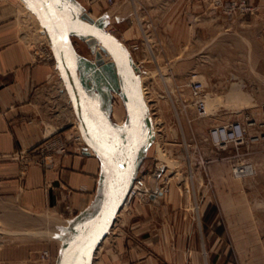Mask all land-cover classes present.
I'll use <instances>...</instances> for the list:
<instances>
[{
	"label": "crops",
	"instance_id": "crops-1",
	"mask_svg": "<svg viewBox=\"0 0 264 264\" xmlns=\"http://www.w3.org/2000/svg\"><path fill=\"white\" fill-rule=\"evenodd\" d=\"M251 2L254 9L243 14L207 0L177 1L154 18L150 32L138 25L114 35L128 46L136 64L153 63L162 80L201 72L208 79L213 76L212 88L219 96L233 97L234 105L264 104V0ZM27 12L22 0H0V196L30 212L84 213L95 207L86 223L102 202L103 162L93 150L65 155L51 169L24 163L28 151L52 132L51 123L44 119V100L57 72L56 63L35 59V48L42 45L34 40L30 24L23 22V14L30 22ZM43 43L42 48L48 47ZM155 202L136 205L135 218L115 221L111 230L120 231L105 245L104 260L111 264H220L221 253L215 248L220 236L210 247L212 234L205 231L207 223L202 218L189 216L182 201H173L175 211L161 222L153 212ZM2 220L12 233L62 232L49 218L39 221L26 216L25 229L6 217ZM65 248L64 244L58 250L54 262L37 263L31 244L12 243L0 248V264H59ZM95 258L97 251L92 264H97ZM248 263L257 264L256 260Z\"/></svg>",
	"mask_w": 264,
	"mask_h": 264
},
{
	"label": "rangeland",
	"instance_id": "rangeland-1",
	"mask_svg": "<svg viewBox=\"0 0 264 264\" xmlns=\"http://www.w3.org/2000/svg\"><path fill=\"white\" fill-rule=\"evenodd\" d=\"M68 1L78 13L90 14L97 24L102 23L108 31L121 36L122 29L137 28L138 25H142L144 31L150 32L154 18L166 13L162 9L169 11L177 1L194 3L200 0H117L115 4L97 3L93 0ZM207 1L221 4V8L238 9L243 14H248L254 9L251 0ZM27 19L23 14V22L30 24L34 40H38L39 46L43 47V42L47 44L48 41L43 40L38 23L32 19L29 22ZM144 39L141 37V41ZM74 45L80 59L79 71L93 84L88 91L104 96L106 101L103 110L110 116L114 126L120 122L128 125L126 103L117 81L109 77L103 78L97 73L96 70L104 63H96V51L92 50L85 38L75 37ZM97 46L105 53L100 45ZM125 46L128 49V46ZM42 47L35 48V59L45 56V48ZM139 67L150 127L155 128L156 136L153 142L148 143L146 151L139 154L135 172L138 168L150 186L164 187V194L160 193L155 202L153 212L156 218L166 222L175 211L172 202L182 201L183 210L189 216L202 218L207 223L204 226L205 231L212 234L209 238L210 247L215 244L216 237L220 236L215 246L221 253L218 257L220 264H228L230 260H233L234 264H249L250 260L264 264V104L249 106L242 103V107L234 105L233 97L219 96L212 88L216 83L213 76L208 79L207 75L201 72L195 71L182 79L170 75V79L162 80L153 63ZM241 67L244 70L245 66ZM169 73L171 74V71ZM59 77L57 69L56 76L49 84V94L44 100L43 115L44 119L51 123L52 132L28 151L29 159L24 162L28 167L39 164L45 169L56 168L65 155L81 154L74 151L58 153L47 146V141L55 139L74 146L71 135L76 131L72 123L76 116L67 109V100L61 95ZM195 80L203 82L207 93L208 113L205 116L198 114L194 104L191 84ZM59 113L63 114L65 119L61 118ZM232 120H240L246 125V139L242 144L231 143L219 149L208 139V132L212 125ZM53 124L59 128L54 129ZM146 130L147 125L144 127V131ZM240 163L252 164L253 173L236 176L233 169ZM162 166L163 170L160 172L159 167ZM22 170L26 172V167ZM149 201L135 197L129 209L122 212L120 218H135V206ZM156 206L162 207L158 209ZM95 209L92 207L84 213L74 210L62 213L52 210L30 212L20 208L10 198L0 196V248L12 243L28 242L34 247V261L54 262L58 250H62L64 244L69 245L80 233L85 226L83 222ZM26 216L39 221L49 218L54 228L62 232L43 229L36 231V235L17 234L12 233L11 226L2 220V217H6L15 223L21 218L25 220ZM15 224L24 229L26 227L25 224ZM119 231L111 230L108 240L97 250V264H111L104 260L103 253L105 245L118 235Z\"/></svg>",
	"mask_w": 264,
	"mask_h": 264
},
{
	"label": "water",
	"instance_id": "water-1",
	"mask_svg": "<svg viewBox=\"0 0 264 264\" xmlns=\"http://www.w3.org/2000/svg\"><path fill=\"white\" fill-rule=\"evenodd\" d=\"M27 1L44 26L60 79L83 135L103 162L101 206L59 260V264H92L96 251L115 224L122 200L132 182L139 152L145 144L146 133L150 130L147 101L140 79L141 68L116 35L102 23L97 24L90 14L78 13L68 0ZM75 37L87 38L92 50L100 43L102 50L113 57L117 83L128 113L126 137L117 132L110 116L91 100L82 84ZM96 63H105L101 52L96 55ZM91 84L89 80L88 85ZM155 136V131L151 130L148 141L153 142Z\"/></svg>",
	"mask_w": 264,
	"mask_h": 264
},
{
	"label": "built area",
	"instance_id": "built-area-1",
	"mask_svg": "<svg viewBox=\"0 0 264 264\" xmlns=\"http://www.w3.org/2000/svg\"><path fill=\"white\" fill-rule=\"evenodd\" d=\"M97 3H106V4H115L117 0H93ZM45 60L52 61L54 60V53L52 48H45V56L43 57ZM192 93L194 95V104L196 110L200 116H205L208 113L207 110V93L205 92L203 82L200 80H195L191 84ZM75 125V124H74ZM76 131L71 135L74 139V146L65 143L64 141H60L59 139L47 141V146L55 149L58 153H66L67 151H74L77 153L84 154L86 147L90 146L87 140L85 139L82 130L76 126ZM247 135V127L240 120H232L224 123H219L212 125L208 132V139H210L217 148H225L227 145L234 143L236 145L242 144ZM72 147V149L70 148ZM91 147V146H90ZM250 163H240L236 164L233 172L235 175L245 176L248 173L247 165ZM160 172L163 170L159 167ZM134 179L132 180L128 191L125 195V198L131 197L132 195H136L135 197L140 198L144 201L156 200L157 198H151V194H156V196H160L158 193L164 190V187L161 186H150L145 181V177L139 173V169L135 172ZM47 254V252L45 253Z\"/></svg>",
	"mask_w": 264,
	"mask_h": 264
},
{
	"label": "bare ground",
	"instance_id": "bare-ground-1",
	"mask_svg": "<svg viewBox=\"0 0 264 264\" xmlns=\"http://www.w3.org/2000/svg\"><path fill=\"white\" fill-rule=\"evenodd\" d=\"M23 1V3H24V5L26 6V8H28V17H30V19H32V21H36L37 23H38V27H40V30H41V33H42V37L44 38L43 40H47L48 41V38H47V35H46V33H45V30H44V26H43V24L40 22V20H39V18H38V16H37V14L35 13V11L33 10V8L31 7V5L28 3V1L27 0H22ZM27 4V5H26ZM86 40H87V42H88V39L87 38H85ZM48 43H49V41H48ZM47 43V45H48V47L49 48H51V46H50V43L48 44ZM97 45H100V43H98ZM91 46V45H90ZM95 51H96V55H97V53L98 52H101V54H102V56H103V58H105V60H106V62L101 66V67H99L96 71H97V73L98 74H100L103 78L105 77V78H108L109 77V79H111V78H113V79H115L116 81H117V76H116V71H115V69H114V59H113V57L111 56V54H109V53H103L102 51H100L99 50V46H96V48L94 49ZM109 54V55H108ZM51 62H54V63H56L55 62V57H54V60H52ZM91 65H94V63H91ZM79 76H80V79H81V82H82V84L87 88V92H88V94H89V96H90V98H91V100L99 107V108H101L102 110H103V108L105 107V98H104V96L103 95H99V94H97V93H95V92H89L88 91V89L89 88H92L93 87V84H91V85H88V78L85 76V75H83L81 72H79ZM101 79V78H100ZM101 81V80H100ZM58 82H59V86H60V89H61V92H62V94L61 95H63V97L67 100V109L70 111V113L71 114H73L74 116H75V114H74V112H73V109H72V107H71V105H70V102H69V97H68V95L66 94V91L64 90V85H63V82H62V80L60 79V77H59V79H58ZM236 92V91H235ZM61 116V115H60ZM62 116H63V114H62ZM150 119V118H149ZM75 125L76 126H78L80 129H81V124H80V122H79V120L77 119V121L75 122ZM152 126H153V124H152ZM115 128L117 129V132L122 136V137H126L127 136V134H128V125H126L125 123H123V122H120V123H118L116 126H115ZM82 130V129H81ZM151 130H155V128L154 127H150V130H148L147 131V133H146V140H145V144L143 145V147L141 148V150H140V152H139V154H141V153H143V152H145L146 151V148H147V146H148V143L150 142V141H148V139H147V137H148V134L150 133V131ZM156 132V131H155ZM83 133V132H82ZM87 150H89V152L91 153V150H93V148L92 147H90V146H87L86 147V150L85 151H87ZM94 151V150H93ZM88 152V151H87ZM95 152V151H94ZM85 153V152H84ZM138 158H139V155H138ZM137 161H138V159H137ZM137 161H136V164H135V168H134V173H135V169H136V166H137ZM247 170H248V174H251V173H253V171H254V167H253V165L252 164H248L247 166ZM134 173H133V176H132V180H133V178H134ZM236 176H239L238 174L236 175ZM160 193L163 195L164 194V190H162L161 192L159 191V195H160ZM152 195H155L156 196V194H151V198H152ZM135 196L136 195H132L131 197H127V198H123L124 200H122V203H121V207L119 208V211H118V214H117V217H116V221L121 217V215L125 212V210H128L129 209V207H130V205H131V203H132V201H133V199L135 198ZM158 196H156V198H157ZM123 212V213H122ZM89 221V220H88ZM87 221V222H88ZM25 222H26V220H23L22 218H21V220H18V221H16V223H20V224H25ZM87 222L85 223V225L87 224ZM85 227V226H84ZM84 227H83V229H84ZM83 229H81V231H80V233L77 235V236H75L74 237V239L73 240H71L70 241V243H69V245L81 234V232H82V230ZM108 237H109V235L106 237V239L103 241V243H102V245L108 240ZM69 245H67L66 246V248L69 246ZM102 245L98 248V249H100L101 247H102ZM65 248V249H66ZM64 249V250H65Z\"/></svg>",
	"mask_w": 264,
	"mask_h": 264
}]
</instances>
